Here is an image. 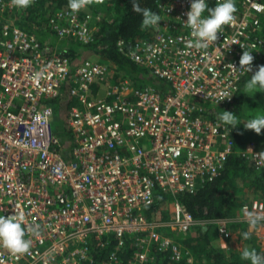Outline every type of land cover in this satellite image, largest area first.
Listing matches in <instances>:
<instances>
[{"label":"built area","instance_id":"obj_1","mask_svg":"<svg viewBox=\"0 0 264 264\" xmlns=\"http://www.w3.org/2000/svg\"><path fill=\"white\" fill-rule=\"evenodd\" d=\"M235 5L234 19L206 47L193 45L184 23L190 0H157L158 26L118 38L127 58L165 83L161 93L111 73L100 60L83 55L71 61L59 51L63 40L90 42L99 14L53 10L52 49L47 35L6 18L18 7L0 0V214L22 212L31 241L20 254L0 246V264H81L95 247H105L109 235L116 247L125 235L134 237L128 264L148 260L152 249L170 252L174 261L188 255L174 233L186 235L198 221L176 194L214 180L234 151L264 166V150L253 143L238 150L213 117L264 53V10L252 0ZM243 50L252 52L251 69L234 71L231 64L239 67ZM63 93L68 158L51 126L53 103ZM157 188L173 197L167 220L149 219L145 211ZM242 208L264 216V199ZM212 221L224 249L231 234L226 219ZM33 226L36 231H29ZM114 259L111 250L104 264Z\"/></svg>","mask_w":264,"mask_h":264},{"label":"trees","instance_id":"obj_2","mask_svg":"<svg viewBox=\"0 0 264 264\" xmlns=\"http://www.w3.org/2000/svg\"><path fill=\"white\" fill-rule=\"evenodd\" d=\"M131 2L132 0H88L87 5L81 8L79 14L81 16L86 13H99L101 15L93 33V39L84 44L74 40H63L58 44L61 46L59 51L71 61H76L83 55L96 54L101 57L102 62L108 66L111 73H121L123 77L133 83L153 86L161 93L166 92L167 86L163 81L149 75L145 69L127 58L116 46L120 37L130 38L147 31V27L141 25V15L133 11ZM138 2L141 7H148L157 13L159 12L157 0H138ZM207 2L209 6L216 4L215 0H207ZM68 3L69 0H31L25 11L29 12V15L31 13V15L39 16L49 14L56 9H70ZM261 16L264 23V14ZM46 35L50 38L48 42L53 49L56 46V41L53 39L51 28ZM262 64H264V53L256 68ZM250 76L251 74L244 79L243 84ZM243 97V91L240 88L233 100L221 110L232 111L239 119L242 112ZM218 114V112L213 114L217 120H219ZM59 128L60 133L57 129L54 131L60 140L64 157L68 158L71 134L66 127L64 118L59 124ZM228 134L237 148V144L240 142L237 127L231 128ZM239 178H241V182H248L255 198L264 199V166L256 167L239 152H232L214 180L194 192L183 191L176 194V198L198 221L186 235L174 233L175 240L177 239L176 241L180 243L183 250L188 251L192 261L190 263L187 261L188 255L174 261L170 258V252L152 249L150 258L141 264H250L249 261L241 259L240 253L230 252L226 254L216 248L215 237L211 235V223L208 222L217 218H232L236 215L242 201L236 194L232 193L231 188ZM172 200V195L157 188L153 202L145 209L147 217L151 219L158 215L160 217H156L158 219H167L165 213L171 207ZM245 242L249 244L250 248H255L257 252L264 254V248L262 249L251 235ZM116 246V237L109 235L105 247L102 249L95 247L89 259L81 264H104L108 260L111 250H116V259L112 260L111 264H128V259L134 251V237L125 235L123 243L119 247Z\"/></svg>","mask_w":264,"mask_h":264},{"label":"clouds","instance_id":"obj_3","mask_svg":"<svg viewBox=\"0 0 264 264\" xmlns=\"http://www.w3.org/2000/svg\"><path fill=\"white\" fill-rule=\"evenodd\" d=\"M13 4L20 8H26L31 3V0H12ZM88 0H69L68 6L73 11H78L87 5ZM253 7L257 11L264 10V4H259L257 0H252ZM131 6L133 11L139 13L142 17L141 25L143 27L158 26L161 21L160 15L148 7H141L138 0H132ZM236 11L235 0H218L214 6H209L207 0H190V6L186 11L187 17L184 23L189 27L192 37L195 38L193 45L197 48L206 47L208 43L214 42L218 38V33H221L222 26L229 24L234 19ZM235 42V37L233 38ZM254 57L252 52L243 50L239 57V67L232 65L235 71L241 68L248 72L251 69V62ZM245 92L252 94L257 91H264V64L259 65L252 72L249 79L244 84ZM230 95H227V97ZM218 102V101H217ZM218 119L223 122L227 131L234 128L237 124L243 121L245 129H251L259 134L264 128V113H259L248 119L238 120L236 114L232 111L223 110L218 114ZM258 158L259 153H254ZM246 218L249 226H254L260 221H264V216L253 213H246ZM25 217L22 212H14L13 214H0V246L9 249L12 253H26L31 245V241L25 238L24 224ZM29 231H36V226H33ZM243 239H248L249 231L241 232ZM240 257L243 260L249 261L250 264H264V254L256 251L255 248L243 247L240 250Z\"/></svg>","mask_w":264,"mask_h":264},{"label":"rangeland","instance_id":"obj_4","mask_svg":"<svg viewBox=\"0 0 264 264\" xmlns=\"http://www.w3.org/2000/svg\"><path fill=\"white\" fill-rule=\"evenodd\" d=\"M50 14L51 13L35 16V15H31L30 13L29 15V12H26L25 8L23 9L16 8L11 13H7L5 17L8 18L9 20L16 22L18 25H20L23 28L29 30H35L43 35H46L47 32L50 30V25H49ZM99 16L101 17L100 14ZM89 57L102 61L101 57H98L96 54L93 55L91 54L89 55ZM241 88L244 97H243L241 117L238 120L248 119L259 113H264V91H257L252 94L251 92H245L244 84L242 85ZM66 100H67V95L63 93L61 97H59L58 100L53 103L54 112L51 117V126L52 128L57 129L59 133H60L59 124L62 122L64 117V113H65L64 102H66ZM59 103L61 104L60 108H59ZM218 113L219 114L222 113V110L220 109ZM236 127L240 136V142L239 144H237L238 150H242L243 146L247 144V142L253 143L256 146V148L264 150V128H262L261 132L257 134L251 129H245L243 126V121L237 124ZM231 191L232 193L237 195V197L240 199V201H242V203L241 206L237 209L236 215L234 217L225 218L226 225L231 232L229 238L226 241L227 243L226 248L222 249L220 247V240L218 237L216 224L213 223V221H208L209 223H211V235L215 237L214 244L216 248H219L221 251H223L226 254L230 252L240 253V250L243 247L245 246L249 247V244H247L245 242V239L242 238L241 232L249 231L250 235L255 239V242L259 244V246L263 249L264 221H260L256 225L250 227L246 218L247 212H245L242 208V205L245 202L255 198V196L252 193V188L250 187L248 182L246 181L241 182V178H239L235 181L234 186H232L231 188ZM171 212H172V204L171 207L168 209V211L165 213L167 219L170 218ZM156 217L160 218L158 215ZM156 217H152V218H156ZM167 219H162V220H167Z\"/></svg>","mask_w":264,"mask_h":264},{"label":"crops","instance_id":"obj_5","mask_svg":"<svg viewBox=\"0 0 264 264\" xmlns=\"http://www.w3.org/2000/svg\"><path fill=\"white\" fill-rule=\"evenodd\" d=\"M242 84H243V82H242ZM242 84H241V86H242ZM241 88V87H240ZM102 93H103V91H102ZM247 143H250V142H247ZM254 145V144H253ZM255 146V145H254ZM256 147V146H255Z\"/></svg>","mask_w":264,"mask_h":264}]
</instances>
